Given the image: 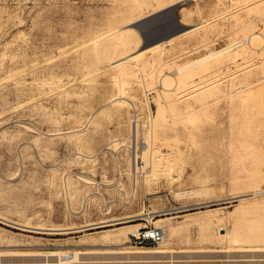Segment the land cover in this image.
Returning <instances> with one entry per match:
<instances>
[{
    "label": "rangeland",
    "instance_id": "374dc122",
    "mask_svg": "<svg viewBox=\"0 0 264 264\" xmlns=\"http://www.w3.org/2000/svg\"><path fill=\"white\" fill-rule=\"evenodd\" d=\"M159 11L147 41L185 30L141 49L130 26ZM149 143L167 164L127 205ZM144 195L160 245L120 228L144 221L52 230L136 214ZM0 216L20 224L0 219V264H264V0H0ZM137 250L164 252L122 253Z\"/></svg>",
    "mask_w": 264,
    "mask_h": 264
},
{
    "label": "bare ground",
    "instance_id": "6f19581e",
    "mask_svg": "<svg viewBox=\"0 0 264 264\" xmlns=\"http://www.w3.org/2000/svg\"><path fill=\"white\" fill-rule=\"evenodd\" d=\"M208 58H209V56L208 57H205V58H203V59H200V60H198L197 62H195V63H193V64H195V65H197L198 63H200V62H204L206 59L208 60ZM210 60V59H209ZM201 64V63H200ZM189 67H192V64L190 65H187L186 67H184L183 69H180V71H182V70H185V69H187V68H189ZM135 129H136V126H135ZM134 132H135V130H134ZM155 132V131H154ZM136 133V132H135ZM156 134V133H155ZM125 140L126 139H124V140H122V139H115L113 142H112V144H111V149H114V152H116V151H119V149H121V148H123V147H125V146H127V143L125 142ZM128 147L130 148V145H128ZM135 147V146H134ZM133 147V148H134ZM136 149V148H135ZM151 149V144L149 143L148 145H147V148H145V150L142 152V154H141V156H139L137 153H136V151H135V155L137 154V157L138 158H140V157H142L143 158V160H142V162H143V167L139 170V174L140 173H144V172H146V169H156V167H158L160 164H167V160L166 161H156L155 160V153H153V152H151L150 154H146V151H148V150H150ZM81 156H83V157H86V158H88V159H90V160H94V159H96V157H97V154H93V155H87V154H84V153H82V154H80ZM141 158V159H142ZM169 159V158H168ZM165 160V159H164ZM133 161H134V154H133ZM169 162V161H168ZM149 169V170H150ZM151 171V170H150ZM152 173V172H151ZM150 174V173H149ZM134 175H135V173H134ZM135 176H137V174L135 175ZM134 176V177H135ZM83 178H86V177H83ZM87 179V178H86ZM88 181H90V180H88ZM92 181V180H91ZM91 181L89 182V183H91ZM66 182V181H65ZM94 182V181H93ZM92 182V183H93ZM133 182H134V180H133ZM67 187V186H66ZM137 187V186H136ZM137 189V188H136ZM124 199V198H123ZM149 208H145L144 209V211L141 213V214H139L140 216L141 215H143L144 217H148L149 218V220L150 221H152V220H154L155 219V217H156V213L157 212H159V211H151L150 209H149V211H147ZM143 210V209H142ZM128 216V215H127ZM137 216V215H136ZM131 217V216H130ZM0 219H2L1 221H3V222H6V223H9V224H16V225H18V223L17 222H13V221H10V220H7V219H5V218H3V217H1L0 216ZM112 219V218H111ZM123 221V219L122 220H119V219H116V221L115 220H108V221H103V222H100V223H96V225H105V224H110V223H115V222H122ZM20 225V224H19ZM18 225V226H19ZM25 226V225H24ZM87 226V225H86ZM90 226V225H89ZM23 227V226H22ZM26 227V226H25ZM81 227V226H80ZM158 227H161V228H163L164 229V232H166V230H165V227L164 226H162V225H160V226H158ZM24 228V227H23ZM37 228V227H36ZM76 228V227H75ZM74 228V229H75ZM92 228H95V225H93V226H90V227H86V228H84V229H92ZM223 228V227H222ZM28 229H31V228H29V226H28ZM38 229H52V228H38ZM66 230V229H71V228H58V229H56V228H54V229H52V230ZM84 229H82V230H84ZM138 229H140V227L138 226V225H131L130 227H129V230H130V234H132V233H136L137 231H138ZM166 234V233H165ZM165 240H167L166 239V235H165ZM164 240V241H165ZM166 251H169V250H166ZM153 252H164V251H151V250H143V251H139V250H137V251H125V252H122V253H128V254H132V253H153ZM60 253V252H59ZM92 254V253H101V252H85V251H80V250H74V251H65V252H63V253H61L60 254V259L58 260L57 259V264H74V263H83V259H85V256L84 255H86V254ZM32 255H38V254H32ZM49 255V254H48ZM51 255H53V256H56V255H58V254H51Z\"/></svg>",
    "mask_w": 264,
    "mask_h": 264
},
{
    "label": "built area",
    "instance_id": "2783aa9c",
    "mask_svg": "<svg viewBox=\"0 0 264 264\" xmlns=\"http://www.w3.org/2000/svg\"><path fill=\"white\" fill-rule=\"evenodd\" d=\"M142 144V143H141ZM141 145L139 147L138 153L141 155ZM143 167V162L141 158L137 157V154L135 155L134 161L131 163V173L139 174V170ZM121 170H119V176L114 181L116 183L121 178ZM123 195L122 198H124V202L127 205H131L135 202L136 197L132 196L131 193H127L123 188H120L119 195ZM142 204L144 206H147L149 208V200L148 195H144ZM149 211V209L147 210ZM134 215V214H131ZM127 221H144L145 226L138 229L136 233L131 234L130 242L133 243L136 246L141 247H151V246H157L164 242L165 240V232L164 229L161 227H157L156 225H153L149 221L148 217H144L143 215H137L127 218Z\"/></svg>",
    "mask_w": 264,
    "mask_h": 264
},
{
    "label": "water",
    "instance_id": "95a60500",
    "mask_svg": "<svg viewBox=\"0 0 264 264\" xmlns=\"http://www.w3.org/2000/svg\"><path fill=\"white\" fill-rule=\"evenodd\" d=\"M176 4L163 9L165 10V13H170L172 14L171 16V19H172V24H176L177 20L175 19V15H174V6ZM159 13H161V11L157 12V13H153L152 15H149L135 23H132L130 27L132 28H136L140 31L141 35H142V38H143V44L142 46L140 47L141 49H144L146 47H149V46H152L156 43H159V42H162V41H165V40H168L170 39L171 37L183 32L185 30L184 27H181V28H172L170 30H168L167 32L163 33L162 35L156 37V38H153L152 40H149L147 41L145 38H144V35L142 34V26H144L146 23H149L151 20L155 19L157 17V15H159Z\"/></svg>",
    "mask_w": 264,
    "mask_h": 264
},
{
    "label": "crops",
    "instance_id": "0c3cea01",
    "mask_svg": "<svg viewBox=\"0 0 264 264\" xmlns=\"http://www.w3.org/2000/svg\"><path fill=\"white\" fill-rule=\"evenodd\" d=\"M175 3H177V2H175ZM174 4V3H173ZM79 154H82V152H80ZM84 154H86V153H84ZM87 155H91V154H87ZM119 158V157H118ZM120 167V166H119ZM135 175H134V173H133V177H132V190H131V194H132V196H136L137 195V191H138V187H136V186H138V180H137V177H134ZM133 180H134V182H133ZM137 188V189H136ZM151 211H156V210H152V209H150ZM144 211V209L142 210V209H140L139 210V212H137L136 214H134V215H131V214H129L128 216L127 215H124V216H122V217H115V218H112V219H106V220H102V221H99V222H92V223H88V224H83V225H75V226H73V227H65V228H71V229H74L75 227V229H80V230H82V229H84V228H86L87 226L88 227H90V226H93V225H96V223H100V222H103V221H108V220H115L116 221V219H119V220H122L123 219V221L122 222H126L127 221V218H129L130 216L132 217V216H136V215H139V214H141L142 212ZM122 222H115V223H122ZM110 224H114V223H110ZM87 225V226H86ZM90 225V226H89ZM106 225H108V224H106ZM131 225H133V224H131ZM131 225H124V226H122V227H120L122 230H124V232H128L127 231V228H129ZM81 226V227H80ZM62 228H64V227H62ZM96 228V227H95Z\"/></svg>",
    "mask_w": 264,
    "mask_h": 264
}]
</instances>
